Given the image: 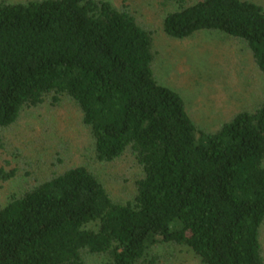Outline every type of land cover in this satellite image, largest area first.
Returning <instances> with one entry per match:
<instances>
[{
    "label": "trees",
    "instance_id": "1",
    "mask_svg": "<svg viewBox=\"0 0 264 264\" xmlns=\"http://www.w3.org/2000/svg\"><path fill=\"white\" fill-rule=\"evenodd\" d=\"M165 1L174 6L166 37L240 40L264 78L260 5ZM153 60L152 32L106 0H0V130L27 109L68 100L98 162L129 153L142 172L125 203L84 166L12 196L0 207V264H158L161 245L184 247L200 264H264V98L200 131L183 99L157 83Z\"/></svg>",
    "mask_w": 264,
    "mask_h": 264
},
{
    "label": "rangeland",
    "instance_id": "2",
    "mask_svg": "<svg viewBox=\"0 0 264 264\" xmlns=\"http://www.w3.org/2000/svg\"><path fill=\"white\" fill-rule=\"evenodd\" d=\"M106 1L119 10L126 9L139 25L152 32L154 77L183 99L198 130L212 133L238 112H252L262 103L264 78L244 42L216 31H200L185 40L171 39L161 29L164 16L174 10L165 0ZM247 1L264 9V0ZM77 166L93 173L117 203L132 200L134 183L142 174L129 153L111 163L95 159L89 133L72 102H46L25 110L15 125L0 130V172L12 177L6 181L0 178V207L29 186ZM260 244L264 258V224ZM153 256L158 264H200L184 247L157 246ZM105 260L91 258L90 264H105Z\"/></svg>",
    "mask_w": 264,
    "mask_h": 264
}]
</instances>
